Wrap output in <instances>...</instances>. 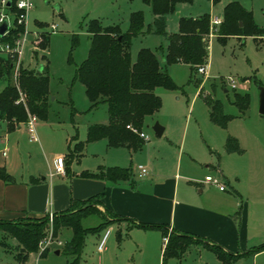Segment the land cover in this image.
I'll return each instance as SVG.
<instances>
[{
	"label": "rangeland",
	"instance_id": "1",
	"mask_svg": "<svg viewBox=\"0 0 264 264\" xmlns=\"http://www.w3.org/2000/svg\"><path fill=\"white\" fill-rule=\"evenodd\" d=\"M222 1L214 5L211 0H192L177 4L175 11L167 16V32L169 34L177 32L179 17H197L205 13L218 15ZM32 2L33 6L28 10L24 22L19 24L13 21L10 28L20 29L19 37H23L26 31L20 48V56L17 57L22 67L37 69L38 66L44 65L49 78L50 98L47 106V120L38 118L36 121V134L39 141H30L26 127L23 128L24 133L20 139L24 153H27L26 157H28V153H31L30 161L35 159L38 165L45 163V157L67 149L64 140L66 136L78 134V139L84 140L86 124L100 123L107 118L106 104L99 103L91 107L83 84L74 79L76 67L88 53L90 46L88 26L92 20H96L101 27L117 26L125 32L129 27L130 14L135 11L141 12L143 28L142 33L132 39L130 47L132 61L136 59L141 48H149L154 52H157L160 46L165 48L167 39L162 35L148 31L152 28L153 14L150 6L144 0H32ZM241 2L251 9L253 22L262 30V33L241 38L230 35L221 41L217 36L218 26L212 27L210 23L212 35L207 37L209 44L208 65L204 64L205 72L199 73L197 69L195 75L190 79L191 70L188 65L173 63L168 66V73L178 88L158 87L155 89L162 99L161 109L157 118L146 117L142 132L148 141L141 137L147 142L141 151L136 152L133 164L146 165L143 158L149 146L152 147L150 153L153 164L157 163L160 159L157 153L163 152L164 147H170L168 140L173 139V142L176 141V143L185 141L184 152L187 154H184L181 159L180 173L184 169L183 162L190 164L188 151H193V154L200 159L198 161L202 163L198 166L205 170V166L210 162L204 161L214 162L209 149H221L224 144L223 140L220 142L215 140V136L210 131L211 128L223 134L224 131L228 133V127H231L232 131L242 137L245 151L241 155H232L233 157L230 158L233 159L223 160L224 166L231 173L241 175V185L245 183L244 174L253 171L259 172L256 179L260 189L264 190V163H260L257 159L256 146L250 139V133L256 129L261 133L264 132V116L258 112L259 86L264 87V0H241ZM3 13L8 15L12 21V12L5 10ZM52 25H54V30L51 28ZM9 37L11 36L6 35L0 39V43H7ZM41 37H48L45 47L36 46L35 39L42 40ZM73 37L76 38L75 42H73ZM7 55L8 53L0 49V57L6 59ZM228 78L234 80L235 89L231 88ZM195 79L200 85H196ZM2 81L0 79V85H2ZM200 89L203 94L218 98L222 103L223 111L233 116L229 120V124L227 123V128L217 127L210 122L202 95H198ZM235 92L248 93L249 95V108L244 115L240 114L233 104ZM23 96L24 103L21 102V104H27V97L24 93ZM155 121H158L164 128L166 127L160 137L156 136L151 129V125ZM45 123L52 126L51 135L45 131L46 129H44V135L39 132L40 126ZM56 134H60L61 139ZM98 144L95 147H93L94 145L89 147L88 154H85L82 163H90L93 158L96 161H109L111 154L122 152V156L115 160L123 161L124 166L122 167L131 165V157L124 149H106L104 143ZM72 146L73 144H71ZM172 148L174 147L172 146ZM191 148L192 150H188ZM2 150L10 154L8 146L1 147L0 152ZM256 161L258 166H256ZM148 165L145 167H150ZM207 173L214 177L216 175L212 170ZM233 182L232 179L231 183L233 184ZM113 217L112 214H104L103 222L108 225L113 221ZM19 219L28 220L29 218ZM99 221L100 218L97 215H90L82 220V225L90 227L98 224ZM110 229V239L115 238L117 228L110 226ZM45 230V235H47L50 223ZM252 239L253 241L249 242L250 245L256 244L257 247L264 245V232H260L258 236L255 234V238ZM57 240H60L62 245H57ZM57 240H54L46 249H49L47 256H40L39 248L37 252L30 253L28 264H70L72 256L65 254L62 250L65 242L69 240L68 233L57 236ZM96 240L97 235L93 231L85 235L82 256L86 260L82 264H92V261L93 264L94 261L97 264ZM16 245L15 239L5 233L2 235L0 231V264H20L14 254ZM107 246L108 251L102 254L103 264H152V260H143L137 256L122 257L117 255L118 247L111 245L110 241L107 242ZM56 248H62L58 255L54 253ZM186 263L193 264L188 259ZM233 264H253V261L249 257ZM257 264H264V251L259 256Z\"/></svg>",
	"mask_w": 264,
	"mask_h": 264
},
{
	"label": "crops",
	"instance_id": "2",
	"mask_svg": "<svg viewBox=\"0 0 264 264\" xmlns=\"http://www.w3.org/2000/svg\"><path fill=\"white\" fill-rule=\"evenodd\" d=\"M229 1L231 0L222 1V7L218 15L209 13L210 20L213 18L221 20L223 8ZM237 1L240 4L242 3L241 0ZM212 4L214 5L215 3L212 2ZM241 5L251 10L244 3ZM178 64L185 63L178 62ZM195 83L200 85L197 79H195ZM4 85L5 83L2 81L0 91ZM224 91L227 90L224 89ZM200 92H202V89H200L198 95ZM155 93L158 94L156 91ZM160 109L152 117L157 118ZM206 109L209 117L207 105ZM42 120H47V118ZM107 120L108 115L105 121L100 123H106ZM210 122L217 127H221L214 124L211 120ZM229 122L227 123L229 124ZM89 124L92 123L86 124L85 133H87ZM24 127V123L14 126L7 120L0 118V149L8 146L10 151V154L5 153L4 150L0 152V168H3L8 176L5 179L0 178L1 221H13L19 218H41L46 215L49 216V214H59L67 211L74 203L85 202L94 196H98L99 203L95 205L98 213L91 215H97L100 221L94 226L97 227L103 223L104 214H112L114 217L110 224L93 231L97 235V264H103L102 254L108 251V241H110L111 245H117V255L119 256L132 255L143 260H152V264H163L162 252L166 242L164 243L163 241L164 235L162 232L155 228L144 229L132 226L133 222L163 224L168 227V231L175 230L204 237L231 253L244 252L257 247L256 244L250 245L249 242L253 241L252 238H255V234L258 236L260 232H264V190L260 189L256 179L257 174H260L259 172H245V183L241 185V175L231 173L224 166L223 160L233 159L230 158L233 157L232 155H241L245 151L242 137L232 131L231 127H228V133L224 131L223 134L211 128L210 131L215 136V140H218V142L223 140L224 144L221 149H209L214 162L204 161L210 162L205 166V170L198 166L201 161H198L200 159L193 154V151H188L190 164L183 162V172H179L181 159L184 154H187L184 152L185 141L183 140L181 143L173 142V139L168 140L170 147L163 146V152L157 153L160 159L154 164L150 153L152 147H147L148 154L146 152L143 159L145 161L144 164H149L150 167L146 168L147 174L142 178L137 176L136 166L138 164H133V159L136 152L141 151L148 140L141 149L134 152L126 147H109L106 140L101 139L87 143L80 157H72L69 154L68 146L71 147V144L79 140L78 134H76L77 140L73 141L72 137L75 135L73 134L64 138L65 145L67 144L65 151L49 155L45 157V163L37 165V160L30 161L31 153H28V157H26L27 153H24L22 148L20 139L24 133ZM44 129L51 135L53 129L50 124L45 123L40 126L39 132L41 135H44ZM165 130L166 127L164 128ZM56 135L61 139L60 134ZM228 135L237 140L241 148L240 152L230 153L225 151L224 145ZM250 139L253 140L254 146H256L257 159L260 163H264V132L261 133L256 129L250 133ZM38 141L39 138L33 142ZM98 143H104L106 149H124L129 154L131 165L128 167L134 169V174L130 180L111 182L104 178L84 175L86 172L98 174L100 170L107 167L124 166L123 161L115 160L122 156V152L111 154V160L109 161H96L93 158L90 163H82L85 154H88L89 147L92 145L95 147V145H99ZM188 150H192V148ZM57 155L64 157L65 165L64 173L62 174L52 173L53 160ZM256 163V166H258L257 161ZM209 170L216 173L215 177L220 178L225 185V190H219L217 186L204 181ZM230 179H233V184ZM116 218L120 219L117 220ZM110 226L117 228L116 236L112 239H110ZM106 230H109V234L105 240L104 248L98 250L97 245ZM0 231L3 235L4 231ZM63 233H68L69 239L72 236L69 228L61 229L57 236ZM83 248L78 264H82L86 260L82 256ZM61 249L56 248L54 253L56 255L60 254ZM48 250L40 256H47ZM263 251L261 250L252 255H244L234 262L236 263L250 257L253 264H257L258 258L263 254ZM202 257H204L203 260ZM187 259L193 264H222L213 252L199 243L191 245L181 258H170L166 264H187ZM24 264H28V259Z\"/></svg>",
	"mask_w": 264,
	"mask_h": 264
},
{
	"label": "trees",
	"instance_id": "3",
	"mask_svg": "<svg viewBox=\"0 0 264 264\" xmlns=\"http://www.w3.org/2000/svg\"><path fill=\"white\" fill-rule=\"evenodd\" d=\"M9 1L7 11L12 12L13 21L17 23V15L20 13L16 7L17 0ZM144 1L150 6L153 14L152 28L148 31L167 39L166 47L160 46L157 52L149 48H141L136 59L134 61L131 59L132 39L142 33L143 28L140 11L130 14L129 27L125 32L117 26L101 27L96 20L89 23L90 46L86 58L76 67L74 79L83 84L91 107L99 103L106 104L108 120L106 123H92L87 126L85 140H78L72 147L68 146L72 157H80L87 143L101 139H105L109 147H126L134 152L141 149L146 141L132 128L142 131L146 117L153 116L160 109L162 99L155 93V89L178 88L170 77L167 67L178 62L188 64L192 79L197 68L207 63L209 45L207 37L211 32L209 14L180 17L177 32L169 34L166 30V16L175 10L178 3L192 0ZM218 1L220 0H212L213 3ZM19 30L11 27L0 39L6 35L11 36L7 43L13 47L21 34ZM261 33L262 30L253 22L252 11L244 8L239 1L231 0L224 6L217 30L219 40L224 41L230 35L244 37ZM47 38L41 37L42 40L36 38V46L45 47ZM73 38L75 42L76 38ZM15 61L16 57L10 54L6 59L0 57V79L5 83L0 91V118L14 126L24 123L28 113L46 119L50 98L46 67L43 66V70L39 71L23 68L20 64L16 71ZM21 93L27 97V104L18 102ZM200 95L208 107L210 120L225 128L233 116L223 112L219 99L202 92ZM249 103L248 93H234L233 104L240 114H245ZM128 125L130 127H127ZM72 140H77V135H74ZM224 148L230 153L241 151L237 140L230 135L226 138ZM133 174L132 167L118 166L104 168L98 174L84 173L86 176L100 177L111 182L130 180ZM0 178H8L3 168H0ZM97 203H99L98 196H94L85 202L74 203L65 212L53 215V236H57L63 228L71 229L72 236L62 249L65 254L72 256L70 264H78L85 235L106 225L105 222L97 227L82 225L84 218L98 213L95 208ZM48 223V215L28 220H0V230L17 241L14 254L20 264L27 261L30 253L37 252L38 243L45 236ZM132 226L159 229L164 236H167L162 252L163 264H166L170 258H181L191 245L198 243L213 252L222 264H232L244 255H252L264 250L262 245L244 252L231 253L204 237L175 230L168 231V227L163 224L133 222ZM45 252L47 250H43L40 255Z\"/></svg>",
	"mask_w": 264,
	"mask_h": 264
},
{
	"label": "built area",
	"instance_id": "4",
	"mask_svg": "<svg viewBox=\"0 0 264 264\" xmlns=\"http://www.w3.org/2000/svg\"><path fill=\"white\" fill-rule=\"evenodd\" d=\"M7 2L8 0H0V23H2L3 20H7L8 22V26L10 28L11 24L13 23V19L12 21L10 20V18L8 17V15L4 14L3 11L7 10ZM33 6V2L32 0H17L16 1V7L17 9L20 10V13L17 15V23L21 24L24 22L26 14L28 12V10H30ZM12 22V23H11ZM221 20L219 18H213L210 20L211 26L212 27H217L219 26ZM211 27V29H212ZM51 28L54 30V25L51 26ZM7 33V32H6ZM26 31L23 35V37H19L18 39H16L15 41V46L11 47L8 43H4L1 44L0 43V49L5 51L6 53L10 54L11 56H15L16 57V61H15V70H18V67L20 65V60L17 59V57L20 56V48L22 45V42L24 40ZM212 35V30L209 34V37ZM205 65L199 66L198 72L199 73H204L205 72ZM228 81L230 83V86L232 89L236 88V85L234 83V80L231 78H228ZM20 98L18 99V102H23L24 103V96L21 93L20 94ZM38 117L35 114L32 113H28L27 114V120L24 122V125L26 127V131L28 133L29 139L31 141H37L38 137L36 134V121H37ZM127 127H130L129 125ZM132 130L136 133L139 134L140 137L142 138H146V135L142 132V131H137L135 129L132 128ZM54 167H53V171L52 173L54 174H62L64 173V157L62 155H57L54 157ZM136 171H137V176L139 178L144 177L147 174V169L144 165L142 164H138L136 166ZM204 181L207 183H210L214 186H217L219 190H225V185L221 182L220 178L218 177H214V176H210L207 175L204 178ZM49 218V223H50V230L49 233L47 235H45L38 243V248L40 253L43 250H46L47 248L50 247V244H52V242H54V240H57V236H53V232H52V218L53 215L49 214L48 216ZM109 234V230H106L103 237L101 238L100 242L97 245V249L98 250H102L104 248V244H105V240L107 238V235ZM164 243L167 242V236H164L163 238ZM57 245H62L60 240H57Z\"/></svg>",
	"mask_w": 264,
	"mask_h": 264
},
{
	"label": "water",
	"instance_id": "5",
	"mask_svg": "<svg viewBox=\"0 0 264 264\" xmlns=\"http://www.w3.org/2000/svg\"><path fill=\"white\" fill-rule=\"evenodd\" d=\"M10 5V1L8 0L7 6ZM9 29L7 20H3L2 23H0V37L3 36ZM39 71L43 70V66L40 65L38 67ZM258 112L262 115H264V87L259 86V106H258ZM151 129L155 133L156 136L160 137L164 131V127L158 123V121H155L154 124L151 125ZM58 253V251H57Z\"/></svg>",
	"mask_w": 264,
	"mask_h": 264
}]
</instances>
